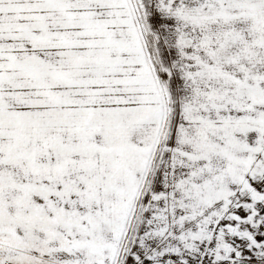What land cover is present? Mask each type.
<instances>
[{"label":"snow or ice","instance_id":"1","mask_svg":"<svg viewBox=\"0 0 264 264\" xmlns=\"http://www.w3.org/2000/svg\"><path fill=\"white\" fill-rule=\"evenodd\" d=\"M0 264H264V0H0Z\"/></svg>","mask_w":264,"mask_h":264}]
</instances>
